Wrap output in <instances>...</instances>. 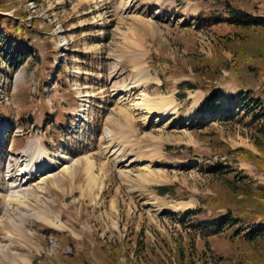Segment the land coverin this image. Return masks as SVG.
Returning a JSON list of instances; mask_svg holds the SVG:
<instances>
[{
  "label": "rangeland",
  "instance_id": "374dc122",
  "mask_svg": "<svg viewBox=\"0 0 264 264\" xmlns=\"http://www.w3.org/2000/svg\"><path fill=\"white\" fill-rule=\"evenodd\" d=\"M196 1L0 0V264H264V0Z\"/></svg>",
  "mask_w": 264,
  "mask_h": 264
},
{
  "label": "trees",
  "instance_id": "16d2710c",
  "mask_svg": "<svg viewBox=\"0 0 264 264\" xmlns=\"http://www.w3.org/2000/svg\"><path fill=\"white\" fill-rule=\"evenodd\" d=\"M229 7V6H228ZM5 9V8H3ZM228 13H229V18L226 19L225 21L235 27H240V28H251V27H259L262 28L264 30V18H259L256 17L254 18L253 16H251L250 14H248L247 12H243L240 9H235V10H230V7L227 9ZM5 12V10H4ZM1 19H7V22L5 25L1 24ZM20 18H18L19 20ZM15 30H13V27L10 25L9 23V19L6 16H0V28H1V35L2 38L5 39V41H10L13 42V40L15 41V43L18 45V48L16 47V51L12 53V57L11 59L13 60H17L18 63L25 61L28 58V53H29V48L26 45H22V39H23V31L25 30V27L23 28L22 25L15 23ZM30 28L32 29L33 26L30 24L27 28V31H30ZM13 39V40H12ZM224 60H222L223 63L227 62L226 58H223ZM235 61L232 60L231 62ZM208 75H216L217 73L220 72V67L217 64H212L210 63L208 65ZM247 72H250L251 69L247 68L246 69ZM210 76V78L212 77ZM178 91L176 92L175 96L176 98L181 101L184 100L187 96L185 94V90H196V86L188 81H184L181 82L177 85ZM248 92V91H246ZM216 94L213 93V95H211V99L215 100L216 99ZM238 105H241L240 108L243 109V111L245 110V114L246 115H250V113H252L254 110H258L259 113L261 112L260 116L258 115L257 118L259 119H264V104L263 102L258 98H251V97H246L245 94L241 93L240 96L238 97V100H236ZM238 109V108H237ZM233 117V116H232ZM254 117V116H253ZM203 123H207V121L202 122ZM231 153L234 154H238L239 156H241L246 162L248 161H253L255 159V155L252 152H246L247 154H242L245 153V149L243 148H237L234 150H231ZM258 170H260L261 172H263L264 170L261 169L260 166H258ZM218 168V167H216ZM156 193L159 195H168L169 194V190L170 187L169 186H159L157 188H155ZM199 213V209L197 210H187L184 212L185 216H191V215H196ZM260 217V216H257ZM256 218V217H255ZM262 219V218H261ZM220 224V228H222L223 226L225 227L226 224H231L232 227L231 229H233V227H235V230L233 231L234 233H237L238 231H241L243 229V224H244V220L240 219V218H236L233 219L232 217H230V215L221 218L220 220L217 221ZM231 222V223H229ZM254 225V224H252ZM257 226H255L253 229L250 230L249 234L250 239H253L255 237H259L264 235V219L260 220V222H258L256 224ZM215 233V232H214ZM183 251L179 250V255H183Z\"/></svg>",
  "mask_w": 264,
  "mask_h": 264
},
{
  "label": "crops",
  "instance_id": "0c3cea01",
  "mask_svg": "<svg viewBox=\"0 0 264 264\" xmlns=\"http://www.w3.org/2000/svg\"><path fill=\"white\" fill-rule=\"evenodd\" d=\"M194 2H197L196 0H177V3L176 4H179L180 6H183L184 7V11H186V7L188 8V12L187 13V17H190V16H194L196 15L197 13H199V11H196L194 9V6H195V3ZM185 12H183L182 14H184ZM45 218V217H43Z\"/></svg>",
  "mask_w": 264,
  "mask_h": 264
},
{
  "label": "bare ground",
  "instance_id": "6f19581e",
  "mask_svg": "<svg viewBox=\"0 0 264 264\" xmlns=\"http://www.w3.org/2000/svg\"><path fill=\"white\" fill-rule=\"evenodd\" d=\"M141 106L143 107V109H145L147 111L152 110V105L149 102H143V103H141ZM166 115L167 114H163L162 118H165ZM39 171H42V172L46 171L45 165H41Z\"/></svg>",
  "mask_w": 264,
  "mask_h": 264
},
{
  "label": "built area",
  "instance_id": "2783aa9c",
  "mask_svg": "<svg viewBox=\"0 0 264 264\" xmlns=\"http://www.w3.org/2000/svg\"><path fill=\"white\" fill-rule=\"evenodd\" d=\"M70 252V251H69Z\"/></svg>",
  "mask_w": 264,
  "mask_h": 264
}]
</instances>
